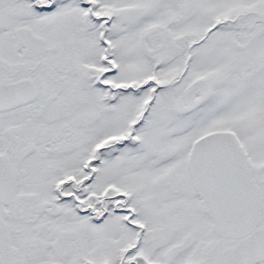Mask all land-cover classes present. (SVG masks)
<instances>
[{
  "label": "snow or ice",
  "instance_id": "6c2138e0",
  "mask_svg": "<svg viewBox=\"0 0 264 264\" xmlns=\"http://www.w3.org/2000/svg\"><path fill=\"white\" fill-rule=\"evenodd\" d=\"M0 264H264V0H0Z\"/></svg>",
  "mask_w": 264,
  "mask_h": 264
}]
</instances>
